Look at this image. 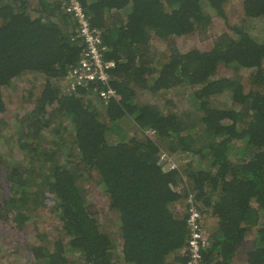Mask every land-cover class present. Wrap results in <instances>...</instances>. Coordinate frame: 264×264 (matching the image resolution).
I'll return each mask as SVG.
<instances>
[{
	"label": "trees",
	"instance_id": "obj_1",
	"mask_svg": "<svg viewBox=\"0 0 264 264\" xmlns=\"http://www.w3.org/2000/svg\"><path fill=\"white\" fill-rule=\"evenodd\" d=\"M81 2L116 62L108 103L104 85L67 87L85 47L67 0H0V115L13 87L29 108L12 126L19 155L0 159L9 193L0 183V220L22 229L41 210L56 220L55 237L40 232L28 247L33 264H71L73 255L80 264H187L193 194L207 242L199 264H235L242 253L246 264H264V0H241L234 24L231 0ZM219 23L208 46L177 45L195 34L204 41ZM26 75L32 86L19 95ZM174 96L189 106L179 109ZM2 118L0 135L10 128ZM162 151L198 163L168 170Z\"/></svg>",
	"mask_w": 264,
	"mask_h": 264
},
{
	"label": "rangeland",
	"instance_id": "obj_2",
	"mask_svg": "<svg viewBox=\"0 0 264 264\" xmlns=\"http://www.w3.org/2000/svg\"><path fill=\"white\" fill-rule=\"evenodd\" d=\"M240 3H242L241 0H231V8L229 10V14H230V17H233V18H231L232 24H234V22L236 21L235 18L238 19L239 17L240 18L243 17V15L241 13ZM263 23H264L263 21H259L257 26H260ZM222 29H223V25L221 23H219L218 28L212 29V31L209 32L208 37H205V36L203 37L204 41H202L200 39L199 34H195V35H191V36H185L182 38H177L176 42H177V45L179 46V48L181 50H188V49H191L192 47H202V46L206 47L209 44H211V42H212L211 39H212V36L215 34V32L218 33V31H222ZM154 44L159 49V51L168 53V46H167L165 41L155 40ZM167 53H164V54H167ZM161 60H163V59H161ZM227 73H229V72L222 69V68L220 69L221 75H225ZM29 79H30L29 75H26L25 77L23 76L20 79L19 84H18L19 86L17 85V87L19 89V95H20V93H23L25 90H29V87L32 86V84L30 82H28ZM34 79H35V84H36V86L34 88H36V90L38 89L37 91H39L41 88L42 80H41V78H37V77H34ZM16 89H14V87L12 88V90L8 89V94L11 97V104H10L9 110H7L5 113L0 115L1 117H3L2 119L6 120L10 124V128H8L9 130H6L5 132H3L0 135V159H2L4 161L3 165L8 163L13 156L17 157L19 155V153L17 152L20 150L19 143H17L16 137L13 138V136H12V133H13L12 131H14L12 126L15 122V120H14L15 114L17 112H21V111L23 112V111L29 110V108L22 110V108L20 106V101L18 102L17 100H15L17 97L16 96L17 95ZM9 96H8V98H9ZM158 96H160V95H156V96L147 95L146 100L159 101ZM180 98H182V97L181 96H174V99L171 98L173 105H176V107H177V104H178L179 109H182L184 107H188L189 105H188L186 99L184 98V100H181ZM164 101H166V100L164 99ZM31 106H33V105H31ZM132 128L133 127L130 126L129 124L124 127V129H126L125 131H131ZM51 137L52 136L50 135V139H52ZM60 138L63 139L64 137H60ZM67 139L69 141V137H67ZM191 160L197 161L198 159H197V157H192ZM24 161H25V159H24ZM197 163H198V161H197ZM11 164L12 163H9V165H11ZM0 176H1V182L0 183H2L1 185L3 186V189L1 192L3 193V197H6L9 193H8V189L6 187V177L4 175V172H2ZM186 179H187V177H186ZM92 197L96 201L95 203H96L98 210L102 213V214H100V219L102 221L106 222L107 221V218H106L107 215H105V207H106L107 201H106L105 195H103L101 190L98 189V190L92 191ZM44 214H45V211L41 210L40 214L36 215V217L34 218L35 220H38L37 224L33 223L31 225L23 227L22 229L16 228L13 225V223L11 222V219L8 221L0 220V247H1L0 257H1V262L3 264H33L32 262L34 260L33 259L34 256H33V254L29 253L28 247L30 245L40 243V241L38 240V234L40 232L46 233L47 236L49 235L51 238L55 237L54 235H56L55 234V232H56L55 229L57 227L56 220L51 218L50 216L45 217ZM212 222L213 221L211 220V223ZM248 239L251 240L252 239L251 236H249ZM242 247L243 248L245 247V249H248L249 243L242 246ZM242 255L243 256H240L237 259V261H235V264H246L245 261L243 260L245 253L244 254L242 253ZM74 262H75V264H80L79 263L80 257L78 255L71 256V264L72 263L74 264Z\"/></svg>",
	"mask_w": 264,
	"mask_h": 264
},
{
	"label": "built area",
	"instance_id": "obj_3",
	"mask_svg": "<svg viewBox=\"0 0 264 264\" xmlns=\"http://www.w3.org/2000/svg\"><path fill=\"white\" fill-rule=\"evenodd\" d=\"M66 12L71 14L77 23V37H82L85 43L83 54L74 66L70 67L66 76L67 87L70 90L87 88L92 83L104 85L99 97L108 103L115 98L116 90L110 85L111 72L116 67V62L105 57L106 44L101 32L92 27L90 17L81 0H67ZM190 158V159H189ZM161 163L168 170L178 169L182 163L191 161V157H173L167 151L161 153ZM191 204L187 214L189 238L184 252L190 251L191 258L187 264H199L201 247L207 244L205 228L200 224L203 218L202 211L197 207L194 195L189 197Z\"/></svg>",
	"mask_w": 264,
	"mask_h": 264
},
{
	"label": "clouds",
	"instance_id": "obj_4",
	"mask_svg": "<svg viewBox=\"0 0 264 264\" xmlns=\"http://www.w3.org/2000/svg\"><path fill=\"white\" fill-rule=\"evenodd\" d=\"M147 133L153 134L154 131L153 130H148Z\"/></svg>",
	"mask_w": 264,
	"mask_h": 264
}]
</instances>
